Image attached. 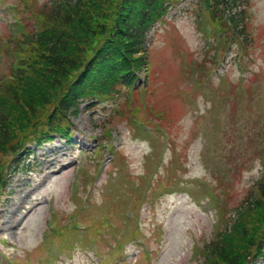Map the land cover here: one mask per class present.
I'll return each instance as SVG.
<instances>
[{
    "label": "rangeland",
    "instance_id": "rangeland-1",
    "mask_svg": "<svg viewBox=\"0 0 264 264\" xmlns=\"http://www.w3.org/2000/svg\"><path fill=\"white\" fill-rule=\"evenodd\" d=\"M48 1L50 0H38V4ZM18 5L20 11V0H0V36L7 31L5 13L1 9ZM195 10L190 2L172 9L168 17L171 23L159 29L151 53L155 80L150 102H157L161 109L175 107L177 110L172 113L181 114L179 121L169 127L173 128L171 135L175 139L180 161L184 162V170L179 172L183 176L181 179L190 182L187 191L154 199L152 208L149 209L148 204H143L141 209L134 213L130 207L133 198L128 195L126 189L131 188L134 182L128 180L129 177L119 179L116 168L108 165V155L101 161L99 174L87 182V194L82 188L84 184L79 174L80 168L74 163V160H82V154H72L64 148H59L55 141V154L47 149H38L37 154L42 156L41 172L29 178L14 176L9 186L12 194L7 196L8 202L0 206V249L11 260L18 264H61L56 259L52 260L54 257L46 250L48 242L54 240L40 239L45 222L53 220L57 226L67 223L91 227L94 224L92 219L100 221L108 217L104 229L96 226L99 230L97 236L91 240L92 243L85 238L84 231L77 234L79 238L68 240L73 245L71 251L63 250L64 243H52L56 253H61L65 259L70 258L73 264H90L84 255V250H88V247L83 248L93 246L102 259H108L115 243L129 233L133 223H136L134 219H137L143 232L139 240H143L152 251L151 258L147 261L140 254L139 246L131 242L126 246V253L116 264H196L197 246L213 231L205 212L206 207L212 208L207 196L210 192V179L204 166V162L208 163L213 155L214 146H210V143L214 139L228 140L225 150H229L230 142L244 137L246 142L243 143L249 142L253 153L258 154L260 148L264 153V131L256 134L251 131L254 123L264 124V28L259 31L264 27V0H251L246 9L249 12L246 15V29L249 33L246 35L252 40L248 41L250 56L239 57V65L235 56L239 50L235 49L233 52L231 48L220 60L224 62L222 64H226L227 73L222 72L223 76L219 77L214 72L221 79L220 82L209 73L204 77L206 80L204 79L205 82L201 83V86L194 85L187 93L182 90L190 87V83H185L188 77L190 81L195 67L192 66L190 72L188 66L184 65L185 51L190 50L198 59L214 52L213 46L210 45L215 39L212 38L209 43L204 36L202 26L196 24L193 16ZM213 45H217V42ZM1 67L3 65L0 63V69ZM181 74L186 76L180 79ZM241 75H244L245 79H241ZM208 80L211 86L204 85ZM196 87L201 90L199 94ZM223 97L226 102L222 101ZM103 115H107L106 108L85 110L82 105L78 114L72 117L75 130L73 137L80 144L91 147L94 138L102 133L99 119ZM191 128L196 137L203 134L205 140L208 139L209 149L203 158L200 156V139L187 140L186 132ZM113 138L122 149L128 173L132 177L144 173L146 153L158 155L160 144L156 136L150 135L148 142L132 139L123 122H114ZM58 158L62 160V167L55 171L56 164L52 166L48 161L52 160L54 163ZM169 158L170 152L166 149L161 155L159 172ZM225 160L217 167V171H221L222 175L228 167ZM259 167L260 164L257 163L255 169L244 173L241 190L255 177ZM148 169H153L152 160ZM161 174L164 175L165 171ZM154 179L155 176H152L151 172L147 180L153 183ZM211 180L219 192L221 186L218 177L215 176ZM135 184L137 185L138 181H135ZM75 194L80 199L88 196L84 207H92L89 212L92 218H87L88 215L85 214L84 208L79 206V198L75 197ZM198 198H204L207 206L200 207L197 204ZM110 205H115L116 210ZM50 206L55 210L54 218L49 215ZM118 208L122 211H118ZM124 210L130 211L131 216L126 218V221L121 219V214L124 217ZM74 216L77 223L73 222ZM52 230H55L54 224L48 233L49 237L59 232L58 229L55 232ZM5 240L9 241L11 246L5 245Z\"/></svg>",
    "mask_w": 264,
    "mask_h": 264
},
{
    "label": "trees",
    "instance_id": "trees-1",
    "mask_svg": "<svg viewBox=\"0 0 264 264\" xmlns=\"http://www.w3.org/2000/svg\"><path fill=\"white\" fill-rule=\"evenodd\" d=\"M177 1L54 0L33 9L36 31L21 41L24 51L15 50L20 54L17 68L10 67L0 78V168L12 160L13 168L28 172L15 157L17 150L54 133L68 135L66 117L78 98L101 99L131 86L146 64L141 53L148 32L163 18L165 4ZM245 1L203 2L226 30L225 40L232 30L222 18L233 28L241 26L239 34L245 38ZM250 156H235L234 167L227 169L239 172ZM224 182L219 181L218 199L228 195L230 183ZM3 184L0 177V188ZM254 192L228 219L222 215L224 229L207 252L212 264H248V256L264 251V178Z\"/></svg>",
    "mask_w": 264,
    "mask_h": 264
}]
</instances>
